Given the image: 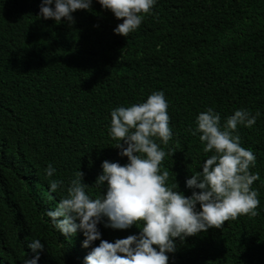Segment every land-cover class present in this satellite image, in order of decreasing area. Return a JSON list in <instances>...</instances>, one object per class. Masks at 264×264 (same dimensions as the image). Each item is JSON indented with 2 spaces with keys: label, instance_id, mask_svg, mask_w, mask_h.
<instances>
[{
  "label": "trees",
  "instance_id": "obj_1",
  "mask_svg": "<svg viewBox=\"0 0 264 264\" xmlns=\"http://www.w3.org/2000/svg\"><path fill=\"white\" fill-rule=\"evenodd\" d=\"M40 4L0 0V264H24L37 253L38 264H84L100 241L84 248L82 231L65 237L46 213L79 170L87 194L102 195L94 184L102 163L128 162L109 135L111 111L157 91L172 131L167 145L156 141L167 153L161 173L168 170L166 183L185 196L186 179L212 154L191 134L197 116L212 108L222 126L235 110L259 113L234 133L256 156L258 215L177 238L168 264H264V0H156L127 37L114 33L123 20L97 0L59 24L40 17ZM51 180L63 181L55 193ZM107 222L97 224L103 240L139 235L136 225ZM34 239L42 251L28 248Z\"/></svg>",
  "mask_w": 264,
  "mask_h": 264
},
{
  "label": "clouds",
  "instance_id": "obj_2",
  "mask_svg": "<svg viewBox=\"0 0 264 264\" xmlns=\"http://www.w3.org/2000/svg\"><path fill=\"white\" fill-rule=\"evenodd\" d=\"M117 19L123 20L114 33L127 37L142 23L156 0H97ZM54 4V7L52 5ZM92 0H41L40 17L54 19L57 24L72 23L77 10L91 9ZM168 103L162 91L153 92L146 102L117 107L111 111L109 135L116 140L119 155L128 162L121 165L105 160L102 174L95 185L102 187L99 198H91L83 173H76L67 195L47 211L51 223L65 237L82 231V246L92 247L84 258V264H168L167 253L176 251V239L220 229L225 222L240 216L255 217L260 205L258 192L252 189L260 179L250 172L256 156L240 144V136L234 134L239 125L251 128L255 116L245 109L235 110L221 126V116L208 108L196 118L192 135H199L204 153H212L202 164V171L186 179L190 196L178 191V184L168 186L169 171L161 173L160 165L167 153L161 141L167 145L172 138L167 112ZM173 155V153H172ZM48 177L55 169L51 164L45 170ZM62 180L50 181V192L55 193ZM106 189V190H105ZM199 205V209L197 208ZM107 218L105 227L128 229L136 225L139 235L117 239L114 243L101 239L97 224ZM28 248L33 253L43 250L40 239H34ZM39 254L27 258L24 264H38Z\"/></svg>",
  "mask_w": 264,
  "mask_h": 264
}]
</instances>
